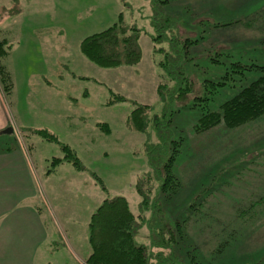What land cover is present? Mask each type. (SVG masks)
I'll return each mask as SVG.
<instances>
[{
	"label": "rangeland",
	"instance_id": "374dc122",
	"mask_svg": "<svg viewBox=\"0 0 264 264\" xmlns=\"http://www.w3.org/2000/svg\"><path fill=\"white\" fill-rule=\"evenodd\" d=\"M163 1L0 0V40L13 45L11 30L20 26L21 46H15V55L17 60L25 56L9 96L0 84V99L13 131L1 140L7 149L20 146L32 164L36 210L51 235L40 249L38 264H75L66 246L89 256L91 217L107 196L123 195L133 208L137 206L140 199L134 186L147 166L149 146L160 142L158 127L171 139H182L172 167L181 188L170 199L159 200L172 225L180 221L191 232L178 251L182 264H264V189L253 186L256 166L242 161L259 148L239 155L231 145L245 133L249 141L259 134L264 137L263 130L253 128L262 125L264 116L235 129L219 125L204 134L194 131L203 114L194 106L195 97L202 96L204 81L217 83L226 75L235 81L214 97L211 109L217 110L239 87L261 77L262 72L255 70L241 71L243 76L231 72L235 63L264 68V0ZM121 12L129 25L141 30L142 61L133 67L99 68L83 56L81 43L112 27ZM37 29L52 31L51 36L39 35L47 62L32 57L39 41ZM196 40L197 44H184ZM172 41L186 59L185 76L200 91L182 103L169 99L173 82L168 83L171 76L160 66ZM154 47L162 51L154 52ZM37 50L42 54L41 48ZM48 68L52 71L44 83L47 87L42 84L39 98L30 100L37 83L27 75ZM162 82L168 84V101L158 94ZM139 105L150 106L145 133L129 124ZM65 145L74 151L82 170L68 162L56 163L55 159H65ZM174 147L170 143L168 152ZM147 234L142 230L140 243L149 242Z\"/></svg>",
	"mask_w": 264,
	"mask_h": 264
},
{
	"label": "trees",
	"instance_id": "16d2710c",
	"mask_svg": "<svg viewBox=\"0 0 264 264\" xmlns=\"http://www.w3.org/2000/svg\"><path fill=\"white\" fill-rule=\"evenodd\" d=\"M165 2L169 1L165 0ZM162 39L163 36L159 35L156 40L160 42ZM140 40L141 30L134 25H129L122 12L112 27L82 41L81 52L89 62L99 68L133 67L142 61ZM198 42L197 40L186 41L184 44L188 46ZM175 45L176 43L172 41L171 50L165 54V59L160 66L171 76L168 83L173 82L172 88L169 89V96L171 95L169 99H178L182 103L189 98L190 94L200 91H197V88L193 89L194 80L185 76L183 65L186 59L180 54V47L177 49ZM12 47L13 45L9 44L7 39L0 40V84L6 96H9L14 88V76L7 65ZM159 51L162 50L154 47V52ZM232 69V75L238 73L242 75L241 71L245 73L247 69L260 71L262 75L248 86L239 87L240 91L217 110L211 109L212 104L214 105V97L220 89L235 81L229 79L227 75L217 83L204 81V92L199 93L202 96L195 97L194 106L203 110L202 117L194 126L196 133L204 134L219 125L227 129H235L264 116V68L255 64L245 66L235 63L232 64ZM167 86L168 84L162 82L158 87V94L162 101H168V96L166 97L165 94V91H168ZM231 87L237 88L233 85ZM149 110V105H139L132 111L129 124L133 130L147 132ZM158 128L160 142L149 146L147 166L134 186L135 193L140 199L137 206L133 208L123 195L105 198L91 217L89 243L92 251L85 264H182L183 258L178 251L190 238L191 232L184 230L185 226L180 221L172 225L159 202L161 196L170 199L181 188V183L174 176L172 167L180 152L182 139L179 141L171 139L161 127ZM39 133L49 140H56L54 135L46 132ZM170 143L176 145L172 153L168 152ZM63 149L67 155L65 159H55L56 163L68 162L82 170L83 166L74 151L67 145ZM97 180L100 181L102 189L107 192L102 181L99 178ZM144 229L148 233L146 236L148 243H140L138 240V236L140 237ZM196 247L191 248L197 250ZM221 249H223L222 245L217 251Z\"/></svg>",
	"mask_w": 264,
	"mask_h": 264
},
{
	"label": "crops",
	"instance_id": "0c3cea01",
	"mask_svg": "<svg viewBox=\"0 0 264 264\" xmlns=\"http://www.w3.org/2000/svg\"><path fill=\"white\" fill-rule=\"evenodd\" d=\"M37 30L38 37L39 35L51 36L52 34L50 30ZM62 33L60 31L58 34L62 35ZM11 34L13 36L12 55L9 57L7 65L10 70L12 68L14 79L17 80L20 72L18 65H22L21 61L25 57L17 60V54L15 55L16 49L21 46L19 42L21 40L20 26L11 30ZM43 42L39 37L36 44L38 46H33L36 49V52L32 53L35 62H39L40 57L42 60L48 61V53ZM15 46H17L16 49ZM37 47L41 48L42 54L38 52ZM49 64H52L51 60H49ZM42 71H31L30 73L33 75L30 73L27 75L29 81L37 83L34 86V91L29 95L30 100H35V97L39 98V90L43 89L42 84L47 81L52 69L48 68L46 71ZM45 86L47 87V85ZM6 113L0 99V264H38V257L42 255L40 249L47 244L51 235L47 230L46 223L36 210L37 184L29 155L20 146L7 149L1 140V136L10 129L9 117ZM253 128L256 131H264V121H262V125L257 124ZM259 135L254 136L250 139L252 141H249V135L245 133L237 139L236 143H231V145H236L233 151H237L239 155L245 151L259 148L253 157L246 156L242 161L243 165H247L251 161V165L253 163V166H256L252 170L253 186L261 190L264 189V184L260 182V180L264 181V137ZM50 221L49 226L53 227V220L50 219ZM69 249L66 246V251L75 264H85L89 256L76 254L72 249Z\"/></svg>",
	"mask_w": 264,
	"mask_h": 264
},
{
	"label": "water",
	"instance_id": "95a60500",
	"mask_svg": "<svg viewBox=\"0 0 264 264\" xmlns=\"http://www.w3.org/2000/svg\"><path fill=\"white\" fill-rule=\"evenodd\" d=\"M12 132H13L12 129H9L5 133L11 134Z\"/></svg>",
	"mask_w": 264,
	"mask_h": 264
}]
</instances>
